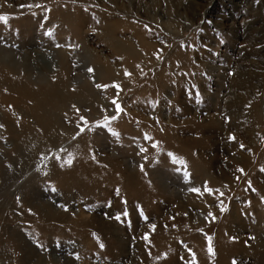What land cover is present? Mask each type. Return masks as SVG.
Listing matches in <instances>:
<instances>
[{
    "label": "rangeland",
    "instance_id": "1",
    "mask_svg": "<svg viewBox=\"0 0 264 264\" xmlns=\"http://www.w3.org/2000/svg\"><path fill=\"white\" fill-rule=\"evenodd\" d=\"M0 14V51L31 70L36 100L51 92L59 52L70 79L66 129L40 139V154L23 146L41 132L19 113L36 106L0 83V264H188V249L197 264H264V0H0ZM110 39L137 55L124 59ZM92 58L110 77L87 71ZM114 81L118 136L95 126L115 115ZM80 115L88 125L73 139Z\"/></svg>",
    "mask_w": 264,
    "mask_h": 264
},
{
    "label": "bare ground",
    "instance_id": "2",
    "mask_svg": "<svg viewBox=\"0 0 264 264\" xmlns=\"http://www.w3.org/2000/svg\"><path fill=\"white\" fill-rule=\"evenodd\" d=\"M111 39H114V38H111ZM111 39H110L111 44H112L111 48L116 50L120 54V56L124 57V59L128 58L129 56L134 57L135 55H137L138 52H136L133 49V47L129 45L128 43L127 45H124V44H120L121 42L118 43L116 41L117 39L115 40H111ZM58 61L60 62L59 70L55 71L54 75L52 76V78L54 79V83H50L51 92L46 93V94L43 93V95L45 94L43 98L36 100V98L34 97L35 94L33 93L32 88H30L31 86L30 87L28 86L29 83H31L30 85L32 86L35 85L33 83L34 81L32 82V80H30L31 70H28L27 69L28 67L24 63H21V61L20 62L16 61L12 57V54L0 51V79H1L0 83L7 85V86H11L10 88H12V90L14 89V92L21 95V97L25 98L24 100L30 99L31 102L30 101L29 102L31 104H34V106H36L35 108H37V110L34 112L32 111L30 107L27 108L29 105L26 107L23 106V107H20L21 110L19 113L21 114L22 118L31 119L32 121L30 125L33 128L38 129L41 132V135H40L41 137L38 136L39 141L32 143L29 140H24L27 144L29 142L28 144L29 147L28 145H26L25 142H23V146L29 149H33L32 152H36L39 154H40V151L42 152L43 149L49 146L47 144L40 145L41 143L40 139L42 140L43 138L47 137L52 132L66 129V127H64L65 125L62 124L59 115L63 111L64 107H62V104L66 100V94H69L68 93V85L70 81L69 74H68L69 67H68V62L66 61V56L64 53L59 52ZM90 64L92 65L94 71L98 73L97 75L100 78L106 79V77H110V75L112 74L110 67L103 61H99V60L92 58ZM12 76H14L15 79L12 78ZM36 95H38L37 92H36ZM27 96L29 98H27ZM237 103H239V105L242 104V100H239ZM6 120L10 121L8 118H6ZM78 155H79V152H78ZM45 213L50 214V215H55V211H53V209L49 207H46Z\"/></svg>",
    "mask_w": 264,
    "mask_h": 264
},
{
    "label": "snow or ice",
    "instance_id": "3",
    "mask_svg": "<svg viewBox=\"0 0 264 264\" xmlns=\"http://www.w3.org/2000/svg\"><path fill=\"white\" fill-rule=\"evenodd\" d=\"M259 2H260V0H257V3H259ZM21 7H27V8H29V9H31V8H33V7H35V8H43L44 6H43L42 4L37 3V4L21 5ZM44 10H45V11H50V9H47V8H44ZM8 20H9V16H8V15H6V14H0V23H3V24H5V25H7V24H8ZM147 27H148V26L145 25V28H147ZM47 34H48V35H52V33H50V32L47 33ZM59 46H60V45H57V47H59ZM162 51H163V50L161 49L160 52H162ZM156 58H157V59H161L162 57L160 56L159 53H157ZM121 59H122V58H121ZM137 67H139V65H137ZM87 71H88L89 73H93V72H94V69L91 68V67H89V68L87 69ZM124 75H125V76H130L131 73H130L127 69H125V70H124ZM141 75H142V76L145 75V73H144L142 70H141ZM95 86H96L97 88H108V87H109L108 84H99V83H97ZM111 87H113V88L116 90V96H115V97L112 99V101H111V104L115 106V115H104V117H103V122L101 123L100 121H96L95 126H96V127H99V128H106V129H107L112 135H114V136H118L119 133H117L115 130H113V129L111 128L110 125H111V122L117 120V119L120 117V115H121L125 110H124V107L122 106V104L118 102V97H119V95H120V92L122 91V89H121V85H120L119 83H117V82L114 81V82L112 83ZM154 103H157V104H158V101H154ZM72 109H73L75 112H77V113L80 112V109L77 108L76 105H72ZM65 117H67V113H65ZM81 121H83V125H84V126H81V124H80ZM157 122H158V118H157ZM87 125H88V120L85 118V116L80 115V116H79V120H78L77 123H76V127H77L78 131L75 132V135L73 136V139H75L76 137H78V136H80L82 133H84V132H85V127H86ZM2 127H4V126H3V125H0V128H2ZM144 139H145V140H151L152 138H151L150 136H148L147 134H145ZM235 139H236V138H235L234 135H230V136H229V140H235ZM158 145H159V142L157 141V142H153L151 146H152V148L155 149V148H158ZM240 147H241V148H244V145L241 144ZM61 151L64 152V151H66V150L62 148ZM140 151H141V152H146L147 149H146V148H141ZM249 151H250V150H249ZM53 155H55V159H56L57 161H61V160L63 159V157L60 156L59 154H55V153H54ZM169 156L172 158L173 163H177V162H179L181 165H184L185 162H184L183 160H178V158L175 157L174 154L169 153ZM42 159H48V157L42 155ZM73 159H74V157L72 156L71 153H69L68 159L65 161V163H67V164L70 166V165L72 164V162H73ZM93 159H95V156H94V155H93ZM144 159L147 160L148 157L145 156ZM9 167H11V165H9ZM140 167H141V171H143V170H144V166L141 165ZM260 170H261L262 172H264V167H262ZM238 171L241 172V173L244 172V170H243L242 168H241V169H238ZM46 174H47V173H45V175H46ZM184 176H185V177H188L189 180H191V177H190V175H189V173H188L187 171L184 172ZM237 179H239V177H237ZM248 186H249V188H251V181H248ZM52 190L55 191V188L53 187ZM252 190L255 191L254 188H253ZM189 191L192 192V193H197V194H199V193H201V188H200V187H191V188L189 189ZM203 191L206 192V193H208L209 195H212L214 192H216V191H218V190L208 187L207 182H204V185H203ZM220 195L223 196V193L221 192ZM261 199L264 200V197H262ZM17 200H19V197L17 198ZM125 203H126V201H125ZM249 203H250V202H249ZM61 206L64 207L65 211H67V206H66V205H61ZM220 210H221V211H224V210H225L224 207H223L222 202H221V204H220ZM29 211L31 212L30 209H29ZM121 215L128 216L129 213H128L127 211H124V212H122L121 214H117L116 219L119 220V219L121 218ZM185 215H187V213H185ZM204 218H205V220H208L209 218H211L212 220H215V215L213 214L212 211H208L207 215H206ZM144 219L147 221L148 218L145 216ZM151 227H152V229L154 230L155 227H156V225H155V224H152ZM173 227H175V225H173ZM200 231H203V230L200 229ZM142 238H143L145 241H147V240L149 239V233H148V232H145ZM233 239H235V237H233ZM209 241H210V238H209ZM41 247H42V245H41ZM99 247H100L101 249H103L104 245L101 243V244L99 245ZM188 252H189V253L191 254V256H192V259L188 262V264H197V260H196V257H195V253L192 252L191 249H188ZM208 252H209L210 254H213V255H214V249L212 248L211 243H209ZM73 255L75 256L76 259H79V258H80V257H79V253H73ZM232 264H238V262H237L235 259H233Z\"/></svg>",
    "mask_w": 264,
    "mask_h": 264
}]
</instances>
